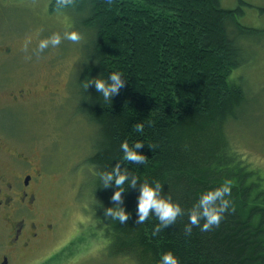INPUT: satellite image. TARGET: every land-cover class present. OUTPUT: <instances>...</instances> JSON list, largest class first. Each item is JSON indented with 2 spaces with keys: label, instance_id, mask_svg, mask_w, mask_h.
<instances>
[{
  "label": "trees",
  "instance_id": "obj_1",
  "mask_svg": "<svg viewBox=\"0 0 264 264\" xmlns=\"http://www.w3.org/2000/svg\"><path fill=\"white\" fill-rule=\"evenodd\" d=\"M243 3L227 8L221 0H113L109 7L105 0H74L63 9L88 36L77 79L81 113L98 130L85 162L94 185L87 209L101 226L109 255L160 264L171 251L179 264H264V179L234 150L226 130L246 101L242 85L230 78L249 60L241 39L264 35V28L240 23ZM48 9L57 11L55 0ZM112 72L126 80L111 100L92 86L84 90L88 79L107 80ZM137 123L144 125L142 134L135 132ZM124 141L130 149L136 141L144 144L134 149L146 157L144 164L123 160ZM117 163L128 170L119 204L129 214L126 224L104 216V209L115 207L111 197L117 189L114 181L104 188L96 175ZM145 179L153 187L159 181L161 196L171 195L184 210L155 237L154 214L135 223ZM226 179L232 181L226 198L235 211L226 212L219 227H193L185 236L193 205Z\"/></svg>",
  "mask_w": 264,
  "mask_h": 264
},
{
  "label": "rangeland",
  "instance_id": "obj_2",
  "mask_svg": "<svg viewBox=\"0 0 264 264\" xmlns=\"http://www.w3.org/2000/svg\"><path fill=\"white\" fill-rule=\"evenodd\" d=\"M49 1L0 0V83L5 93L0 163H6L8 152L17 149L41 167L36 219L43 227L52 224L53 229L41 231L27 247L11 252L10 264H134L130 257L109 255L101 226L87 209L94 185L93 172L85 162L98 130L79 108L77 79L88 36L75 27L72 13L50 12ZM240 1L221 3L233 8ZM243 1L240 23L264 28V0ZM65 31H77L82 41L64 40L58 48L35 54L40 39ZM26 38L32 41L27 53L22 51ZM241 40L249 60L230 78L242 85L246 101L226 130L234 150L258 168L264 179V35ZM26 55L31 59H25ZM19 88L29 92L27 99H13ZM5 235L0 227V247Z\"/></svg>",
  "mask_w": 264,
  "mask_h": 264
},
{
  "label": "clouds",
  "instance_id": "obj_3",
  "mask_svg": "<svg viewBox=\"0 0 264 264\" xmlns=\"http://www.w3.org/2000/svg\"><path fill=\"white\" fill-rule=\"evenodd\" d=\"M106 4L111 7L113 0H105ZM36 0H33V4ZM74 0H55V8L57 11H61L70 6H73ZM83 37L77 31H65L63 34L54 32L50 36L40 39L34 52L37 56L43 53L49 47L58 48L64 40L70 41L73 44H79ZM31 38H26L22 51L28 52V46L31 44ZM25 59H31V56H25ZM122 73L112 72L109 74L107 80L90 78L83 83L84 90H87L90 86L94 87L97 93H102L105 100H111V98L118 93L119 89L124 86L126 79H121ZM144 125L137 123L135 126V132L142 134ZM144 144L141 141L133 143V147L129 148V142L124 141L121 144V149L124 153L123 160L129 163L144 164L146 157L138 154L134 149L143 147ZM96 175L101 179L103 187L107 188L114 181L116 191L113 192L111 201L114 203V208L104 209L103 214L105 217H111L113 220H118L121 224H126L129 219V214L126 213L123 208L119 207L121 202V193L124 191L123 185L128 180L127 168L121 169L120 164L117 163L113 166L112 171H100ZM137 177L134 175L130 181V187H136ZM154 184L150 186L148 180L145 179L144 183L140 186V195L138 197L137 211L138 219L136 224L145 223L149 216L154 214L159 221V224L155 226L152 232V236L155 237L163 229H166L169 225L175 224L178 217L184 215V210L180 204L173 202L171 195L167 197L161 196L162 185L159 181H152ZM232 181L224 180L223 183L212 190L203 193L198 201L193 205L188 213L189 224L185 225V236L191 235L192 228L198 227L200 231H211L214 227H219L224 214L229 210L235 211L234 204L226 197L231 196ZM204 220L201 227L200 221ZM160 264H179L178 259L173 255L171 251L163 254Z\"/></svg>",
  "mask_w": 264,
  "mask_h": 264
},
{
  "label": "flooded vegetation",
  "instance_id": "obj_4",
  "mask_svg": "<svg viewBox=\"0 0 264 264\" xmlns=\"http://www.w3.org/2000/svg\"><path fill=\"white\" fill-rule=\"evenodd\" d=\"M28 93L19 88L18 97L13 99H27ZM4 94V85L0 83V131ZM23 153L17 149L8 152V161L0 163V227L6 232L0 247V264H10L11 252L27 247L41 231L52 229V224L43 227L36 219L43 171Z\"/></svg>",
  "mask_w": 264,
  "mask_h": 264
}]
</instances>
